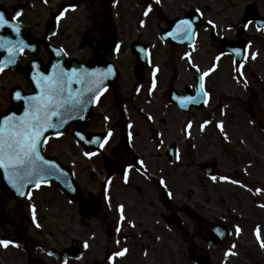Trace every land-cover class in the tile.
Segmentation results:
<instances>
[{
  "label": "flooded vegetation",
  "instance_id": "flooded-vegetation-1",
  "mask_svg": "<svg viewBox=\"0 0 264 264\" xmlns=\"http://www.w3.org/2000/svg\"><path fill=\"white\" fill-rule=\"evenodd\" d=\"M148 3L149 0H117L113 6L112 0H47V3L43 0H0V11L7 18L17 11L22 13L18 17L22 25L20 38L33 46L17 56L16 64L0 73V114L22 113V102L11 97L15 91H21L22 95L34 93L33 61L45 73L51 71L57 61L66 69L83 66L106 71L108 65H112L115 73L105 81L107 89L93 103L90 117L69 121L62 137L57 139L50 135L43 146L42 155L54 160L68 173L75 192L52 180L51 186L33 190V198L29 200L16 195L0 173V238L18 241L20 245L18 248L0 247V264H63L65 259L68 264H107L106 256L118 250L117 239L121 240L119 247H127L129 251L116 264H155L159 254L155 247L157 222L166 231L183 232L185 223L180 215H184L185 205H172L169 198H162L163 213L159 210L155 213V145L160 138L156 135L160 133L157 126L170 121V118L166 120L170 111L188 114L202 109L196 110L192 107L195 105H190L184 112L185 109L172 99L173 96L195 94L191 87L195 75L186 60L181 59L184 52L190 51L188 44L172 41L163 34L173 28L177 20L193 19L199 34L193 56L203 70L206 69L208 46L215 50L212 61L222 52V47H248L247 32L261 31L254 25L245 29L243 17L250 11L251 20L264 21V14L259 11L264 1L161 0L157 5L153 0L151 13L144 17L142 14ZM70 4H76V10L66 12L65 17L57 21L61 8ZM197 8L203 12L200 19H196ZM142 19L144 27H140ZM210 19L220 26L215 31L206 23ZM228 25H232V29L224 31ZM53 32L56 34L52 35ZM4 34L16 38L7 29ZM100 41L105 42V46L97 50L95 45ZM116 45L120 46L119 50ZM60 48L68 55L57 56L55 50ZM141 48L149 50L147 62L142 58ZM5 56L0 50V59ZM221 58L233 59L229 54ZM155 66L159 68L158 86L149 96ZM138 87L139 92L136 91ZM148 115L153 117L151 121L146 118ZM105 116L109 117L107 121ZM108 129L114 133L110 144L99 155L85 158L82 151H96V145L78 146L74 133L102 136ZM129 131L133 134L131 145ZM166 151L167 147L164 156L169 161ZM136 159L146 161L148 177L131 172L130 182L125 185L123 168ZM108 176L112 177L111 209L103 196V180ZM156 186L159 187V183ZM30 203L36 206L40 228L31 223ZM119 203L126 205L127 216L136 227L125 224L117 234L115 207ZM168 216L172 218L170 224L164 220ZM203 224L208 225L204 221ZM222 224L229 230L225 223ZM197 229L205 235V226ZM158 233L164 232L159 230ZM86 239L90 243L88 249L82 246ZM77 256L81 258L76 259ZM258 256L263 264V252ZM241 260L252 263V259Z\"/></svg>",
  "mask_w": 264,
  "mask_h": 264
},
{
  "label": "snow or ice",
  "instance_id": "snow-or-ice-1",
  "mask_svg": "<svg viewBox=\"0 0 264 264\" xmlns=\"http://www.w3.org/2000/svg\"><path fill=\"white\" fill-rule=\"evenodd\" d=\"M47 3V0H43ZM117 0H112L113 6H115ZM153 0H149L148 5L143 11V16L148 17L152 11ZM154 3L159 5L161 0H154ZM76 4H70L61 8L56 16V20L60 21L65 17L66 12L75 11ZM197 13L196 19L203 17V12L199 8L195 9ZM22 15L17 11L10 19L6 17L3 11H0V50L6 53L3 59H0V73H3L10 65L17 63V56L22 55L25 49L33 48L32 45L26 44L23 39L20 38L21 27L18 17ZM207 25L211 30L215 31L220 26L213 20H208ZM249 25H254L257 31H264V21H253L246 19L243 22V27L247 29ZM145 26V20L140 21V27ZM7 29L16 38L12 39L10 35L4 34V30ZM232 25H228L224 31H230ZM56 33L53 32L52 35ZM164 37L181 43H187L190 51L184 52L181 59L186 60L187 65L193 70L195 75V83L191 86L194 88V95L173 96L181 109H188L190 105H204L207 106L211 99L210 92L206 88V78L210 77L218 70V62L225 53L221 52L215 56L211 66L207 69H201L195 62L193 54L197 51L196 38L198 33L196 31V25L193 19L184 18L175 22V26L165 32ZM96 48L99 50L105 46V42L100 41L96 43ZM251 42H248L250 48ZM119 45H116V49L119 50ZM143 53V59L147 62L149 60V50L147 48H141L139 50ZM55 54L57 56H67L68 53L63 49H56ZM234 56L240 57V60H233V72L235 75L233 79L237 83H243L245 88L247 87V79L244 76L243 68L247 59L255 60L257 58L256 52H249L248 48H245L243 54L241 49L234 48L232 50ZM33 75L31 76V83L34 86V93L29 95H22L21 91H15L12 95V99L22 102L23 111L21 114L15 112H9L0 114V173H3L8 185L15 191L16 195L31 200L33 198V190H40L42 187L51 186L52 180L59 181L69 191L75 192L72 182L68 179V173L54 160L46 159L42 155L43 146L48 142L49 136L47 135L52 130V135L57 139L62 137L64 133L59 131L63 129L69 121L73 119H84L83 113L89 104L90 99L92 101H98L103 92L107 89L105 81L113 76L114 69L112 65H108L106 71L100 69L89 70L83 66L79 68L66 69L61 65L59 61L52 65V70L45 73L39 70L37 62H32ZM159 71L158 66L152 68V79L150 87L148 88V95L154 94L157 88V73ZM74 85L76 87H74ZM137 92L140 91L138 87ZM223 109L221 115H224ZM149 121L153 119L151 115L146 117ZM109 117L105 116L107 121ZM211 119H204L199 126V130L204 132L206 127L212 124ZM251 123V121H250ZM193 126L191 120L187 121L183 126V132L186 138L191 136L190 129ZM215 127L219 131L222 139L228 143L230 142L229 135L224 127L223 121H216ZM128 128L131 129V123L128 124ZM113 131L108 129L102 136L88 137L86 134L76 131L74 136L77 138V145H96V151L84 150L82 155L91 159L105 150L106 146L110 144L113 138ZM161 135L160 133L156 134ZM132 132H128L129 145L132 143ZM164 143L161 140L156 148L159 150L160 146ZM243 143V141H241ZM195 147V145H192ZM173 155L177 160L180 159L179 150H174ZM251 167L249 161L248 166L243 169L245 175L248 174V168ZM135 172L142 176L148 177L147 163L143 159H136L132 163H128L124 166L122 177L123 183L127 185L130 182V173ZM210 179L213 183L225 182L231 185L238 186L252 195H264V188L249 186L241 179L232 178L229 176H216L211 175ZM112 184V177H105L103 180V196L109 209L112 208L110 185ZM159 185L167 194L168 197H172V192L168 188L166 180L161 177L159 179ZM69 203H72L70 200ZM264 208V204L258 205ZM115 211L118 215L116 221V233L119 234L123 225L127 224L128 227L135 228L136 224L130 220L127 216L126 205L119 203L115 207ZM29 212L31 214V223L34 227L40 228L41 225L37 219V209L35 204H29ZM217 236L224 237L225 233L219 229H213ZM242 229L239 225H234V234L239 236L242 233ZM253 235L256 238L257 243L261 250H264V235H262V229L260 225H256L253 229ZM155 239L159 240L160 237ZM126 241V238H125ZM118 246V250L112 251L106 256L107 264H116V261L123 258L128 253L127 247H119L121 240L115 241ZM20 247L18 241H12L8 239L0 238V247L7 249L9 247ZM83 248L88 249L90 247L89 240L83 241ZM236 244L232 243L225 251V258L229 256H237L238 252L235 251ZM52 253H49L51 255ZM147 255V252H145ZM77 256L76 259H80ZM63 264H68L65 259Z\"/></svg>",
  "mask_w": 264,
  "mask_h": 264
},
{
  "label": "rangeland",
  "instance_id": "rangeland-1",
  "mask_svg": "<svg viewBox=\"0 0 264 264\" xmlns=\"http://www.w3.org/2000/svg\"><path fill=\"white\" fill-rule=\"evenodd\" d=\"M252 1L260 3L264 0ZM259 11L264 14V7ZM247 34L251 42L248 51L258 54L255 60L245 61L243 72L247 87L233 79L232 61L221 58L218 70L206 80V88L211 95L209 104L201 108V112L176 114L170 111L166 118L170 121L157 126L161 134L157 141L163 140L164 143L159 150L155 145V213L156 210L163 213L162 198L166 193L160 185L156 186L163 177L173 194L169 197L172 205L195 208L208 225L225 223L230 237L223 246H208L196 222L184 215H180L185 223L183 232L177 229L166 231L157 222L158 232L164 233H155V238L160 237L155 239V247L159 250L155 264H192L188 258L189 251L194 255H204L212 264H247L241 259H252L250 264L255 261L262 264L258 255L263 252L264 256V250L259 247L253 229L260 225L264 235V208L258 206L264 204V195H252L225 182L213 183L210 177L200 174L197 169L198 164L208 163L213 165L217 176L241 179L250 187L264 188V31L254 34L249 31ZM207 52L206 69L211 66L215 50L208 46ZM222 109L224 115H221ZM204 119H211L213 123L201 132L199 126ZM189 120L193 126L191 136L186 138L182 129ZM216 121L224 122L230 142L222 139L215 127ZM170 144L175 145L180 155L173 165L164 156ZM249 161L251 167L245 175L242 170ZM234 225L243 230L239 236L234 234ZM232 243L236 244L238 255L225 258L224 253Z\"/></svg>",
  "mask_w": 264,
  "mask_h": 264
},
{
  "label": "water",
  "instance_id": "water-1",
  "mask_svg": "<svg viewBox=\"0 0 264 264\" xmlns=\"http://www.w3.org/2000/svg\"><path fill=\"white\" fill-rule=\"evenodd\" d=\"M247 15H252L251 14V12L250 11H247V14H246V16ZM248 17V16H247ZM241 49V52H242V54H243V51L244 50H242V48H240ZM236 60L237 61H239L240 60V57H237L236 56ZM89 105H90V107L93 105V103H94V101H92L91 99H90V101H89ZM81 115H83V117H84V119H87L88 117H90V112H89V109H86L83 113H81ZM84 119H78V120H84ZM77 120V119H76ZM67 125V124H66ZM66 125L64 126V128L63 129H60L59 131H62V132H65V130H66ZM52 134V130H50L49 131V133L47 134V135H51ZM171 150H172V148H171ZM172 153H173V150H172ZM198 169L201 171V172H203V173H205L206 175H208V176H211V175H216L217 174V172L214 170V168H213V165H211V164H200V165H198ZM56 181V180H55ZM57 183H58V181H57ZM185 213L191 218V219H195V220H197V221H199L200 222V217L194 212V211H192L191 209H189V208H187L186 210H185ZM219 229V230H221V231H223L224 233H225V236L224 237H220V236H217L216 235V233L213 231V229ZM208 236H209V238L206 240V243L207 244H210V245H213V244H216V243H222V242H224L226 239H227V231L224 229V228H222L221 226H219V225H212V226H210L209 228H208ZM189 258H190V261L193 263V264H211V262H210V259L209 258H204L203 256H197V257H192L191 255H189Z\"/></svg>",
  "mask_w": 264,
  "mask_h": 264
}]
</instances>
